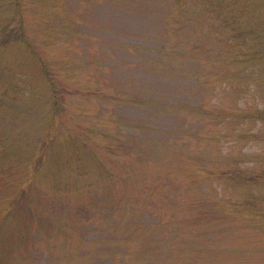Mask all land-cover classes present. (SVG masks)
I'll list each match as a JSON object with an SVG mask.
<instances>
[{
	"label": "rangeland",
	"instance_id": "obj_1",
	"mask_svg": "<svg viewBox=\"0 0 264 264\" xmlns=\"http://www.w3.org/2000/svg\"><path fill=\"white\" fill-rule=\"evenodd\" d=\"M60 1L0 0V264H264L263 62L198 0Z\"/></svg>",
	"mask_w": 264,
	"mask_h": 264
},
{
	"label": "trees",
	"instance_id": "obj_2",
	"mask_svg": "<svg viewBox=\"0 0 264 264\" xmlns=\"http://www.w3.org/2000/svg\"><path fill=\"white\" fill-rule=\"evenodd\" d=\"M10 1L14 2L13 5L19 9V16L22 17L21 0ZM60 2L61 8L67 6L66 0ZM197 4L200 8L196 15L202 18L204 24L208 23L210 31L217 35L215 41L219 47L214 51L217 53L216 58H227L235 65L231 74L234 77L243 75V78L248 79L251 78L249 68L254 66L250 63L263 62V66L258 65L262 68V73L257 76H261L264 73V0H198ZM192 13L195 14V11ZM61 18L70 20V24L73 22L71 16ZM61 18L57 19V22L53 21V18L46 19L43 24H65ZM17 32L14 41L26 43L24 26H19ZM5 43H8V38H1L0 44ZM262 122L264 123L263 120Z\"/></svg>",
	"mask_w": 264,
	"mask_h": 264
}]
</instances>
